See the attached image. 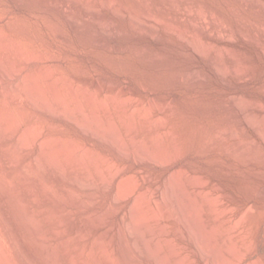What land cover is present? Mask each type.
I'll return each mask as SVG.
<instances>
[{"label":"rangeland","instance_id":"rangeland-1","mask_svg":"<svg viewBox=\"0 0 264 264\" xmlns=\"http://www.w3.org/2000/svg\"><path fill=\"white\" fill-rule=\"evenodd\" d=\"M59 1L60 0H0V18L7 17V20L5 18L0 20V57L6 63H10V61L13 62L15 67L20 71L19 75L8 78L3 77L0 74V126L1 128L3 127V129H5V127L12 128L13 126V128L17 130L18 135L27 136L29 139L28 141L26 137L28 148L25 151L27 152H22L20 150L21 153L20 151L16 152L18 151L16 138L0 142V154L2 155V160L0 161L2 162L0 163V207H5L7 213H5L6 217L4 219L0 217V264H26V259L33 252L41 258L42 263L39 264H113V262L114 264H126L122 256L120 257L121 254H119L120 244L118 243L120 242L118 241V228H121L122 225L120 218L122 219V216L129 211L131 203L133 202L132 198L125 199L121 205L123 207L118 212L112 210L111 213H113V216L111 213H109L111 216L102 215L103 221H101V219L100 224H98L97 217L101 214L103 205L109 201L110 193L107 191H104L103 193L99 192L101 195H96V198L94 196H92L93 198L91 196H88L87 198V196L81 195L80 197L82 200L89 201V205L86 206V204H83L81 206V203L79 202H77L79 204L75 205L76 202L70 200L73 203L72 205L70 204L71 202L67 200L68 197L65 195L61 183L56 180L54 181L52 178V181L48 180L46 177L49 172L48 168H46L47 166L44 167L45 164L43 163V165L41 163L39 169L35 167V170L34 163L37 159V155H40L39 152H41V149L44 147L45 152L49 150L50 153L54 152V155L55 153L58 155L59 159H57L60 162L62 160V167L66 170V176L70 178L74 177L78 172L84 171L85 173L88 171L91 172L93 176L94 174L97 175L99 172L97 169L99 168L102 176L105 175L110 178L116 170L121 168L130 169L134 164L130 160L120 157L114 148L101 143L98 139L93 138L90 135L84 134L75 123L66 120H56L51 116L35 111V107L29 100H27L31 93L25 89L16 90L15 92L13 84L19 82L22 85H28L30 82L29 86L32 88L34 87L33 90H37L34 96H36V98L37 96L38 98L40 97L41 100L52 105L54 108L67 107L69 110H73V107L75 106L74 109L76 110V108H79V105H81V108L84 107V113L86 112L87 116H94L97 113L95 117L97 116L96 118L100 123H108L110 117V122L115 119L112 123L116 122V124H118V127H120L118 131L121 132V136L124 137L126 141H128V139L130 140L132 136H135L134 138L138 140V142L141 140V143H144V140L146 141V145L151 149H154L151 145V138L152 136L154 137V134H157L158 136L156 135L155 138L158 137L157 139L159 141H164L161 144V147L157 146L159 151L162 152V150L166 151V149H168L166 154L163 153L165 151L162 152L163 154L160 153L162 154L161 159L163 158L164 160L162 161L160 159L161 162L159 165H145L141 168L143 171L141 170L137 173L138 175L135 174L133 176V181L131 178V180L127 182L131 185L132 183L130 181L133 183L137 181L135 182L137 184H132V187H139L143 183V173L148 172L152 176V185L146 194L148 196L144 197L145 200L142 196L140 197L141 202L143 200L142 204L138 199L140 206L138 205L139 203L137 205L140 209L142 207V213H144L145 211L143 212V210L146 209L148 211L153 210L161 213L158 204H156L157 201L155 200V196L154 194L152 196L151 192L153 191L152 187L154 185L165 186L164 182L168 176H175L174 178L186 187V190L190 192L189 194H192L191 192H193L192 196H199L201 203L203 202L202 199H204V197H202L203 193L206 192V190L209 193H211L212 190L216 193V188H218L216 185L219 186L220 184L227 188L226 190L229 194H232L233 196L235 195L236 199L241 201L242 194L239 185L240 179L238 180L239 177L235 171V169L238 171V167L235 169L231 167L234 162H236V166L240 164L242 159L240 157L241 155H238L240 152L237 150L238 153L235 155L233 150L234 152L236 151L232 143H227L224 139L220 140V143L218 140L221 138L217 140L218 133L215 134V132L222 129L223 125L226 127L224 128L225 132V129L232 126L231 123H233L234 129H237L241 124V118L244 116L245 120L248 119L249 122L252 121L253 123L247 122V124L245 122V124H242L244 128L241 126L244 130H242V128L237 129L238 131H243L242 137L240 136L241 134H238L239 138H241L240 140H244L243 138L245 135L247 137L251 135L248 138L256 139L258 145L260 144L258 151L264 154V138L262 137L264 135V0H88L87 5L91 3L90 6L94 5L92 7L100 11H97L101 17L98 16V19H100L101 22L104 20V24L107 22V25H109V23L111 25L106 28L109 30L105 29V31H103L101 29L102 32L98 30L99 27L94 20L89 21L85 19L81 14V11H77L82 4L79 3L78 6V2H76L77 4L75 3V5L72 3V7L75 10L71 7V10L73 9L74 11H71L70 18L75 20L74 18L77 16L75 21H80V26L84 23V27L87 29L85 31L83 25L82 27L78 25L80 28L84 29V31L82 29H79L81 31H78L76 29L78 26L75 27V25H73L74 23L71 22L70 19L69 22L68 18L64 16V13L61 12L62 10L58 8L59 11L57 7L53 6L56 2L59 3ZM76 11L82 16L76 15L78 14ZM72 14L73 17H71ZM199 14L202 16V22H199L201 19ZM132 15L139 16L146 21L149 26H157L159 28L160 38L153 37L150 27L146 28L143 25L134 24ZM33 16L35 17L33 18ZM204 18H206V20ZM203 20L205 22H203ZM87 22L95 24L93 25L90 23L92 27H96H87L89 24H87ZM206 25L207 28H205ZM60 26H62L61 30H65V35L67 33L66 36L68 38L66 37L67 39L64 41L61 39L60 41L58 35H56L58 33L57 27L60 30ZM219 26L222 27L219 28ZM201 27L206 30L208 29V32L211 30L210 33L212 36L207 34V32L204 33L205 31L202 32L204 29ZM96 31H98L99 34H96ZM231 34H236V37L233 38L235 40L225 38L226 36H231ZM97 37L105 39L104 42L106 43L101 46L95 45L94 38ZM249 55L254 57L253 60H251ZM42 58H45V60L42 61ZM31 77L37 79L32 78V83L30 81ZM84 79L88 80L86 84L83 83ZM7 88L10 90L9 92ZM18 91H20V95L17 93ZM59 92H61V94ZM7 93L10 96L8 95L6 97L5 94L7 95ZM15 94H17L19 98L17 102L12 99ZM45 98L47 101H45ZM149 107L151 109L155 108V111L149 109ZM119 108L120 110H117ZM125 108L127 109L126 112L129 114L123 112L126 110ZM133 108H148V111L151 110L150 112L146 110L148 116L145 118L140 117L143 122L147 117L151 120H156V118L161 120L162 116L164 117L162 121H169V119L170 121L168 123L161 121L163 126L165 124L164 127H161L160 125L158 126L159 129H157L158 127L156 128L157 132L155 131V128L152 130L149 129L148 132L146 127L149 123V119L146 120L148 122H144L145 124L147 123L146 125L144 124L146 127H142L143 122H139L140 118H138V131H132L129 128L127 130L124 122L129 120L128 116ZM209 108H211V110ZM220 108L228 109H222L223 112L220 116ZM237 108H240V111H238ZM235 109L238 113H234V111H236ZM168 110L169 113L174 111V114L169 116ZM208 111H212V114ZM226 111L227 113H224ZM151 112L152 115L149 116ZM213 112H216L217 114H214L213 116ZM232 112L234 113L233 115ZM239 112L243 113L240 114ZM123 113L125 114L123 115ZM225 114L228 115L226 116ZM227 117L231 118L226 119ZM231 119H234V121L231 122ZM227 122H229L231 126H227L229 125ZM138 123L141 125H138ZM254 123H256V126H254ZM205 126L207 128L208 126L210 128L215 126L214 129H218L214 130L212 128L211 131H208L210 128L205 129ZM34 127L35 130L37 128L39 134L41 133L36 140L35 138L32 139L30 132H28V130L31 131L29 128ZM129 130L130 132H128ZM206 130L209 133L206 132ZM255 130H258V132ZM198 131L200 134H198ZM203 131H205L207 136H204L205 134L202 135ZM26 132H28L31 137ZM131 132H133V135ZM151 132H153V135ZM158 132L161 135L158 134ZM219 132L224 137L222 130ZM211 134L212 137H209ZM243 134L245 135L243 136ZM211 138H214L215 140L213 139L212 142H217V144H211L213 147L211 152L202 153L203 149H201V147L209 142ZM223 140L225 144H222ZM159 141L158 145H160ZM14 145L16 147H14ZM222 145L224 148H228V146L229 148H232V155L228 156L226 153L223 154L222 152H225V149L221 148L223 147ZM225 145L227 147H225ZM14 148L17 150H14ZM10 150L12 152L15 151L13 154L14 159L16 158L15 160L19 161L20 166L11 165L12 163L6 158V156H4L6 159L3 157L4 152ZM49 151L46 153H49ZM15 153L17 154V157H15ZM236 157H239V159ZM80 158L84 160L80 161ZM219 158L220 161H218ZM68 163L73 164L69 165ZM26 164L27 167L29 166L28 171L30 174L31 170L32 176L33 173L36 174L38 170H43L42 172H39L40 176L42 175L41 177L43 178L38 176V173L36 175L41 178L42 181H44V178H47L45 179L47 183L44 181L45 186L47 187V185H50L53 187H47V189H52L53 194L57 196L55 197L57 200L56 202L55 200L52 201V197L47 193L45 194L44 192L43 194V190L35 188L32 182L30 183L31 178L29 177H27L29 178V184L32 185L29 186L28 184V188L23 186L28 183V180H25L27 183L24 182L23 180L26 178L21 176V167L26 166ZM97 164H99V168H96ZM42 165L43 167L41 169ZM66 165L69 166L67 167ZM45 170H48L47 173ZM228 171L229 175L227 174ZM89 172L88 174H91ZM173 173H175V175ZM176 176L179 178H176ZM139 180L141 181V184L139 183ZM119 181L122 184L118 183ZM124 181L121 182L120 179H115L113 181V186L122 192L127 185H123L126 183V181ZM201 182L204 183L202 184ZM199 183L202 185L205 184L204 187ZM122 185L124 186V189L122 188ZM12 189L15 195H12L11 197L10 195L14 194ZM55 192H57V195ZM194 192H196L195 195ZM199 193L202 194L201 197ZM94 200H96V202H94ZM220 200L224 201L225 199L220 196ZM2 201L3 204H1ZM223 201H221L223 206L228 207L229 203L226 202L227 200ZM151 207H155L156 209ZM152 213L153 212H149L148 214L147 212V214L144 213V215L146 214V217L148 216L147 218H153V216H151ZM163 214H160V218L162 219V216H164L166 219V215ZM164 217L162 221L166 222ZM151 218L149 221H151V224L153 223L152 226L154 225V228L156 226L159 227V225H157L158 222H156V220L154 221V218ZM209 218L210 221L211 217ZM91 220L94 221L91 222ZM209 221L207 218V222ZM5 223H7V225L12 224L9 226L13 227H11L13 231L16 230L15 232L18 236L15 232L13 233L19 238L16 239V242L18 245L20 244V251L18 248L16 249L15 243H13L14 240L10 238L11 236L8 235L9 233L7 234L5 226H3ZM92 223H96L97 225ZM168 223L169 225H172H170V230H173L169 236L171 239L173 238L177 240L175 241L172 239L175 244H179L177 247L182 245V247H178V250L182 251V253L180 251V254L182 255L181 257L186 261V257L189 256L186 264L190 263L191 260L195 262H192L191 264H208L207 262L196 260L190 240H187L188 242L186 241V243L183 242V244H181L182 241L179 242L181 238L175 232L177 226L176 221L170 220ZM208 224H211V221ZM89 225L90 228L94 227L93 230L87 229L89 228ZM112 226L114 227L112 228ZM158 227H156L157 231ZM83 229L85 231L87 229V232L88 230L91 232H88L89 234H87ZM104 229L108 232L104 231ZM19 233L21 235H19ZM86 234L88 237L86 236L84 238L82 235ZM16 236L14 237L17 238ZM157 236L160 237L161 235L156 234V237L154 236L153 244L156 241L155 239H157ZM159 237L157 240H160L163 236ZM164 238L166 239L165 236L163 237V240H165ZM216 238L218 241L220 239L219 242H222L221 245L223 244V246H225L224 241H222L224 240V237L217 235ZM35 239L38 240L36 241ZM102 239L104 240V243L101 242L103 241ZM163 240L162 238L160 240L161 245L164 246V249L162 248L164 251H162V257H164L165 254H168L170 257L168 255L166 256H168V260L170 259V264L177 263L176 256H173L174 254L169 250L168 242L165 244V241ZM138 244L142 247L140 241ZM228 244H230L231 247L233 246L230 240H227V245ZM14 247L15 249H13ZM26 249H29V253ZM47 253H49L50 256L49 254L47 255ZM71 254H73V256ZM25 255L28 256L26 257ZM108 255L109 258H107ZM20 259L22 261L24 260L23 262L25 263ZM151 259L152 258H149V261L148 258L144 259L143 263L154 264L153 259Z\"/></svg>","mask_w":264,"mask_h":264},{"label":"bare ground","instance_id":"bare-ground-1","mask_svg":"<svg viewBox=\"0 0 264 264\" xmlns=\"http://www.w3.org/2000/svg\"><path fill=\"white\" fill-rule=\"evenodd\" d=\"M50 1V0H49ZM57 1V0H56ZM61 1V0H60ZM59 1V3L58 2H56V4H52L54 7H57V9L59 8L60 10H62L61 12H63L64 13V16L65 17H67L68 18V21H69V19H70V21L71 22H73L72 24L73 25H75V27L76 26H80V21H78L79 22V24H78V22L77 21H75L76 19H77V16L75 17V15H74V19L75 20H73L72 18H70V13H71V11L73 12L75 9L72 7V5L74 4L75 5V3L76 2H78V6H79V3L80 4H82L81 6H79V9H78V6H77V11H81V14L83 15V17L85 18V19H87V20H94L95 22H96V25H98V27H99V29L98 30H100L101 31V29L103 30V31H105V29L107 28V26H109L110 25V23H109V25H107V22H105V24H104V20H102V22H101V20L100 19H98L100 16V14H98V12H100V11H98V10H96L94 7H92V6H94V5H92V6H90L91 5V3H89V5H87L88 4V0H86V1H82V0H62L61 2ZM247 1V0H246ZM91 2V1H90ZM104 2V1H103ZM251 2V1H250ZM73 3V4H72ZM107 3V2H106ZM148 3V2H147ZM174 3V2H173ZM249 3V2H248ZM77 4V3H76ZM95 4V3H94ZM52 6V7H53ZM111 6V5H110ZM260 6V5H259ZM71 7L74 9H72L71 10ZM75 7V6H74ZM103 7V6H102ZM112 8V7H111ZM58 9V10H59ZM69 9H70V11H69ZM59 10V11H60ZM120 10V9H119ZM76 11V13H78ZM98 11V12H97ZM137 11V10H136ZM135 12V11H134ZM47 13V12H46ZM63 13H61V14H63ZM75 13V12H74ZM73 13V14H74ZM75 13V14H76ZM73 14H72V16L71 17H73ZM80 13H78V14H76V15H81ZM144 14V13H143ZM149 14V13H148ZM81 15V16H82ZM142 15V14H141ZM200 15V14H199ZM99 16V17H98ZM123 16V15H122ZM133 16V15H132ZM35 16H33V18H34ZM200 17H201V19L199 20V22H202V16L200 15ZM3 18H5V17H3ZM3 18H0V20H3ZM7 18V17H6ZM5 18V19H6ZM101 18V17H100ZM107 18V17H106ZM158 18V17H157ZM66 19V18H65ZM79 19H81V18H79ZM104 19V18H103ZM205 20H206V18H204ZM7 20V19H6ZM86 20V21H87ZM67 21V20H66ZM69 21V22H70ZM93 21V22H94ZM133 21H134V24H140V25H143V26H145L146 28L147 27H150L151 28V32H152V34H153V37L154 38H156V37H159L160 38V33H159V28L157 27V26H149V24L146 22V21H144L143 19H141L139 16H137V15H135V16H133ZM197 21H198V19H197ZM94 22V23H95ZM203 22H205L204 20H203ZM83 23V22H82ZM81 23V24H82ZM89 22H87V24H88ZM91 23V22H90ZM90 23L88 24V25H90ZM164 23V22H163ZM91 24H93V23H91ZM130 24H131V22H130ZM166 24V23H165ZM184 24V23H183ZM199 24V23H198ZM202 24V23H201ZM205 24V23H204ZM72 25V26H73ZM83 25V27H84V23L82 24ZM82 25L80 26V27H82ZM87 25V27H92V25H90V26H88ZM93 25H95V24H93ZM194 25H195V23H194ZM203 25V24H202ZM221 25V24H220ZM78 26V27H79ZM86 26V25H85ZM111 26V25H110ZM173 26V25H172ZM174 26H176V25H174ZM192 26V25H191ZM204 26V25H203ZM224 26V25H223ZM61 27L62 26H60V30H59V28L57 27V29H58V33L56 34V35H58V37H59V40L61 39L62 41H64V40H66L68 37L66 36L67 35V33H66V35H65V30L63 31V30H61ZM74 27V28H75ZM76 28L78 31H81V30H79V29H82L83 31H84V29L83 28ZM96 27V26H95ZM94 26L92 27V28H95ZM166 27V26H165ZM190 27V26H189ZM193 27V26H192ZM197 27H200V26H197ZM220 27H222V26H219V28ZM85 28V27H84ZM110 28V27H109ZM136 28V27H135ZM186 28V27H185ZM202 28V27H201ZM205 28H207V25H206V27ZM224 28V27H223ZM62 29H64V28H62ZM164 29V28H163ZM178 29V28H177ZM202 29H204V28H202ZM87 29L85 28V31H86ZM95 30V29H94ZM97 30V29H96ZM106 30H109V29H106ZM141 30V29H140ZM208 30V29H207ZM206 29H204L202 32H204V33H206L207 32V34H209V35H211L212 36V34L210 33L211 32V30H210V32H208ZM88 31H89V28H88ZM91 31V30H90ZM99 31V32H100ZM150 31V30H149ZM221 31H223V30H221ZM102 32V31H101ZM234 32V31H233ZM79 33H82V32H79ZM96 34L98 33V31H96L95 32ZM94 33V34H95ZM140 33V32H139ZM203 33V34H204ZM220 33V32H219ZM2 34V33H1ZM92 34V33H91ZM99 34V33H98ZM142 34V33H141ZM223 34V33H222ZM205 35V34H204ZM228 35V34H227ZM230 35V34H229ZM110 36V35H109ZM206 36V35H205ZM67 37V38H66ZM179 37V36H178ZM182 37V36H181ZM180 37V38H181ZM236 37V34H231V36H226L225 38H228L229 40H235V39H233V38H235ZM238 37V36H237ZM56 38H57V36H56ZM227 39V40H228ZM58 40V41H59ZM60 40V41H61ZM195 40H197V39H195ZM248 40V39H247ZM94 44L95 45H97V46H101V45H104V43H106V42H104L105 41V39H100V38H94ZM183 41V40H182ZM65 42H67V41H65ZM198 42V41H197ZM202 43V42H201ZM9 47V46H8ZM14 47H15V44H14ZM195 47V46H194ZM7 48V47H6ZM19 49V48H18ZM123 49V48H122ZM111 50V49H110ZM121 50V49H120ZM263 51V50H262ZM21 52V51H20ZM7 53V52H6ZM218 53V52H217ZM160 54V53H159ZM217 56V55H216ZM31 57V56H30ZM249 57H251V60H253V56L252 55H249ZM34 58V57H33ZM38 58V57H37ZM36 59V58H35ZM48 59V58H47ZM217 59V58H216ZM9 60H11V59H9ZM21 60V59H20ZM42 61H44L45 60V58H42L41 59ZM50 60V59H49ZM59 60V59H58ZM16 64V63H15ZM221 66V65H220ZM213 67H215V66H213ZM23 68V67H22ZM220 68V67H219ZM43 71V70H42ZM45 71V70H44ZM225 71V70H224ZM239 72V71H238ZM240 73V72H239ZM0 74L3 76V77H6V78H8V77H12V76H17V75H19L20 74V71L18 70V68H16L15 67V65H14V63L13 62H11L10 61V63L8 62V63H6L1 57H0ZM197 74V73H196ZM26 75V74H25ZM242 75V74H241ZM31 76V75H30ZM42 76V75H41ZM48 76V75H47ZM52 76V75H51ZM240 76V75H239ZM35 77H36V74H35ZM35 77H31L30 79V81L32 82V78L34 79ZM38 77V76H37ZM45 77V76H44ZM188 77V76H187ZM186 77V78H187ZM198 77V76H197ZM43 78V77H42ZM178 78H181V77H178ZM199 78V77H198ZM224 78V77H223ZM22 79V78H21ZM20 79V80H21ZM35 79H37V78H35ZM47 79V78H46ZM246 79V78H245ZM244 79V80H245ZM75 80V79H74ZM87 79H84L83 80V83L84 84H86L87 83ZM94 81V80H93ZM186 81V80H185ZM225 81V80H224ZM22 82V81H21ZM70 82V81H69ZM33 83V82H32ZM51 83V82H50ZM93 83V82H92ZM25 84V83H24ZM29 84H30V82H29ZM29 84L28 85H22L21 83H19V82H16L15 84H13V88L15 89V92H16V90H22V89H25V90H27L29 93H31V94H29V99L27 98V100H29L30 101V103L35 107L34 109H35V111H37V112H39V113H43L44 115H47V116H51V117H53L54 119H56V120H66V121H71V122H73V123H75L77 126H78V128L84 133V134H86V135H90V136H92L93 138H96V139H98L101 143H104V144H107V145H109L110 147H112V148H114L115 150H116V152L118 153V155L120 156V157H122V158H126V159H128V160H130L134 165L130 168V169H125V168H121V169H118V170H116L115 172H113V174L111 175V177L110 178H108L107 176H102L101 175V170H99L100 168H99V164H97V167L96 168H99V169H97L99 172H98V174L97 175H95L94 174V176H93V174L91 173V172H89V173H91V174H88V172L87 173H85V171L84 172H76L77 174L74 176V177H68V176H66V170L65 169H63V167H62V165H63V162H62V160H61V162L58 160L59 159V157H58V155L55 153V155L52 153H50V151L49 150H47L46 152H48L49 151V153H46L45 151H44V147L41 149V152H39L40 153V155L38 156L37 155V159H36V161H35V163H34V161H33V163H34V168L36 167V168H38L39 169V167H40V164L42 163H44L45 164V166L44 167H46V168H48V170H49V172L47 173V171H46V173H47V175H46V177L48 178V180H51V178L52 179H54V181L56 180L57 182H60L61 183V185H62V188L64 189V191H65V195L68 197V199L67 200H69V202H76V204L75 205H77V204H79V203H81V206L84 204H86V206H88L89 205V201H87V200H82V198L80 197L81 195H83V196H87V198H88V196H94L95 198H96V195H98V196H100L101 194H99V192H101V193H103L104 191L106 192H108V193H110L109 195H110V197H109V201L107 202V203H105L104 205H103V207H102V212H101V214L97 217V221L99 222L98 224H100V220L102 219V215H110L111 216V214H112V216H113V213H111V211L112 210H115V211H119V210H121V208L123 207V206H121L122 205V203H123V201L125 200V199H127V198H132V200H133V202L131 203V206H130V208H129V211L127 212V213H125L123 216H122V219L120 218V221H122V225H121V228H118V233H119V242L120 243H118V244H120V253L119 254H121L120 255V257L122 256V258L124 259V262L126 263V264H144L143 262H144V259H147L148 258V261H149V258H152L153 259V262H154V264H170V262L171 261H169L168 260V254H165V256L166 255H168V256H164V257H162L163 255H162V251H163V245H161V238H162V240H163V237L165 236L166 237V239L165 240H163V241H165V244H166V242H168V246H169V250H171L172 252V254H174L173 256H176V259H177V263L175 262V264H186V261L188 260V258H189V256H187L186 258H187V260L185 261V260H183L184 258H182L181 256V254H180V251L181 250H178V247H177V245H179V244H175L174 243V241L173 240H175V241H177L176 239H171V237L169 236V234L170 233H172V231L170 230V225H169V223H168V221H170V220H173V221H176V224H177V226H176V233L178 234V236L181 238V240H179V242L180 241H182L181 242V244H183V242H185L186 243V241L187 240H190L191 241V244H192V250H193V253H194V255H195V257H196V260L197 261H200V262H207L208 264H264V154L263 153H260L258 150H259V148H260V144L258 145V143L256 142V139H252V138H248L249 136H251V135H249L248 137L245 135V134H247V133H245V134H243V136H244V140H240L241 138H239V135L242 137V130H244L243 128H244V126H242V124H245V122L247 123H253L252 121L251 122H249V120L248 119H246L245 120V118H244V116L240 119L241 120V124H240V126L238 127V128H242V130L241 129H239V130H241V131H238L237 129V126L239 125H237L236 126V128L237 129H234V127H233V123H231L232 124V126L229 124V122H227L229 125H227V126H231L230 128L228 127L227 129H225V132H224V128H226V127H224V125H223V128L222 129H219V131L220 130H222V132H223V134H224V137L220 134V132L218 131V132H215V134L216 133H218V134H220V135H218L217 134V140L219 139V138H221V139H219L218 141H220V140H222V139H224L227 143H229V142H231L232 143V145L234 146V149H235V151L236 152H234V150H233V153H235V155H236V153H238V151L240 152L238 155H241L240 157L242 158H240L241 159V162H240V164L238 165V163H237V165L238 166H236L235 165V163L236 162H234V164H232V166L231 167H233L234 169L235 168H237L238 167V171L235 169V171L237 172V174H238V180L240 179V191H241V194H242V199H241V201H239V200H237L236 199V196L234 195H232V194H229L228 193V191L226 190L227 188H225L223 185H216V187H218V188H214L215 190H216V193L212 190L211 191V193H213V194H211V193H209V192H207V190H206V192H202L203 193V196L202 197H204V199H202L203 200V202H204V204H203V202L201 203V201L199 200V196L197 197V195H195L196 194V192H194V195L195 196H192V194H193V192H191L192 194H189L190 192H188L187 190H186V187H184L179 181H177V179H175L174 177L175 176H173V177H171V176H168L167 178H166V181L164 182L165 183V186H163V185H154L152 188H153V193L151 192V194H152V196H153V194H154V196H155V200L158 202H156V204H158V206H156V207H158L159 208V210L161 211V213L163 214V215H166V219H165V217L164 216H162V219H163V217H164V219L166 220V222H163L162 221V219L160 218V214L158 213V212H156V211H153L152 209V211H148L147 209V211L146 210H143V212L144 213H146L147 214V212H148V214H149V212L151 213V212H153L152 213V215L151 216H153V218H151V219H153L154 221L156 220V222H158L157 223V225H159V227L158 226H156V227H158V231H157V228L155 227L154 228V225L152 226V224L150 223L151 221H149L150 220V218H147L146 217V214L144 215V213H142L141 212V209H142V207H141V209L138 207V205L140 206V203L142 204V202H143V200H142V202H141V200H140V197L142 196V198L145 200V196H148V195H146L147 193H148V190L150 189V186L152 185V176H151V174L150 173H148V172H145V173H143V183L141 184V181L139 182L141 185L139 186V183H138V186L139 187H136V186H133L132 187V184L133 185H136L137 183H135V182H137V181H135L134 183L132 182L133 181V176L135 175V174H137V173H139L141 170L143 171V169H141V168H143L145 165H147V164H157V165H159V163L161 162V160L163 161L164 159L162 158L161 159V155L164 153V154H166V151H168V149H166V151L165 150H162V152L163 151H165V152H161V151H159V148L157 147V146H160L161 147V144L164 142H161V141H159L157 138H155V136L157 135H155L154 134V137L152 136V140H151V145L154 147V149H151L148 145H146V141H144L143 140V142L145 143H141V140H140V142H138V140H136L133 136L130 138V140L128 139V141H126L125 140V138L124 137H122L121 136V132L120 131H118L119 130V128L120 127H118V124H116V122L115 123H112V122H114L115 121V119H114V121H112V122H110L111 121V117L108 119L109 120V122L108 123H106V122H104V123H100V121L99 120H97V116L95 117V115L97 114L96 113V111H95V115L94 114H92V115H94V116H87L86 115V112L84 113V107L83 108H81L82 106L81 105H79V108H76V110L74 109V107H73V110H69V108H54L52 105H50V104H48V103H46V102H44L43 100H41L40 99V97L38 98V96H37V98H36V96H34V94L36 93V91L37 90H33V88L31 87V86H29ZM71 84V83H70ZM227 84V83H226ZM11 85V84H10ZM41 85V84H40ZM51 85V84H50ZM118 85V84H117ZM46 86V85H45ZM49 86V85H48ZM66 87V86H65ZM81 87V86H80ZM116 87V86H115ZM123 87V86H122ZM9 88V87H8ZM8 88H7V90H8ZM54 88V87H53ZM56 88V87H55ZM69 88V87H68ZM71 88V87H70ZM88 88V87H87ZM10 89V88H9ZM40 89V88H39ZM50 89V88H49ZM114 89V88H113ZM119 89V88H118ZM4 90V89H3ZM2 91V90H1ZM10 90H8V92H9ZM39 91V90H38ZM19 92L20 91H18L17 93L19 94ZM27 92V93H28ZM102 92V91H101ZM119 92V91H118ZM41 93V92H40ZM46 93V92H45ZM56 93V92H55ZM60 94H61V92H59ZM58 93V94H59ZM74 93H75V91H74ZM84 93V92H83ZM127 93V92H126ZM4 94V93H3ZM12 94V93H11ZM25 94V93H24ZM73 94V93H72ZM76 94V93H75ZM111 94V93H110ZM9 94L7 93V95L5 94V96L7 97ZM20 95V94H19ZM37 95V94H36ZM43 95V94H42ZM94 95V94H93ZM10 96V95H9ZM41 96V95H40ZM4 97V96H3ZM53 97V96H52ZM107 98H109V97H107ZM129 98V97H128ZM12 99L14 100V101H18V96H17V94H15L13 97H12ZM54 99V98H53ZM60 99H62V98H60ZM64 100V99H63ZM62 100V101H63ZM76 100V99H75ZM112 100V99H111ZM119 100V99H118ZM128 100V99H127ZM152 100V99H151ZM1 101H3V100H1ZM7 101H9V100H7ZM45 101H47L46 100V98H45ZM61 101V100H60ZM4 102H5V100H4ZM49 102H51V101H49ZM77 102V101H76ZM94 102V101H93ZM115 102V101H114ZM158 102V101H157ZM156 102V103H157ZM9 103V102H8ZM99 103V102H98ZM124 103H126V102H124ZM60 104V103H59ZM101 104V103H100ZM150 104V103H149ZM117 105V104H116ZM151 105V104H150ZM2 106V105H1ZM32 106V107H33ZM59 106V105H58ZM67 106V105H66ZM78 106V105H77ZM92 106V105H91ZM102 106V105H101ZM106 106V105H105ZM152 106V105H151ZM156 106V105H155ZM6 107V106H5ZM56 107V106H55ZM64 107V106H63ZM106 108V107H105ZM105 108H103V109H105ZM1 109V108H0ZM71 109V108H70ZM126 109V108H125ZM124 109V110H125ZM141 109H143V110H141ZM149 109H151L150 107H149ZM154 111H155V108H152ZM151 109V110H152ZM166 109H168V108H166ZM173 109V108H172ZM207 109V108H206ZM210 110H211V108H209ZM208 109V110H209ZM214 109V108H213ZM212 109V110H213ZM222 109H225V108H220V110H221V113H220V116H221V114H222V112H223V110ZM228 108H226L225 110H227ZM234 109V108H233ZM238 109V108H237ZM240 109V108H239ZM238 109V111H240ZM8 110V109H7ZM117 110H120V108L119 109H117ZM133 110V111H132ZM146 110L148 111V108H146V109H144V108H133V109H131V113H130V115L128 116V118H129V120H127L126 122H124L125 124H126V126L125 127H127L126 129L128 130V128L130 129V130H134V131H138V128H137V119L138 118H145L146 116H148V112H150V111H148L147 113H146ZM169 110H170V108H169ZM169 110H168V113H169ZM218 110H219V108H218ZM224 110V111H225ZM236 110V109H235ZM242 110V109H241ZM109 111V110H108ZM127 111V109L125 110V111H123V112H126ZM165 111V110H164ZM172 111V110H171ZM1 112V111H0ZM107 112V111H106ZM174 112V111H173ZM169 113V116H172L171 114H174V113ZM209 113H211L212 114V111L210 112V111H208ZM219 112V111H218ZM235 112H237V110L236 111H234V113ZM118 113H119V111H118ZM126 113H128V112H126ZM224 113H227V111L226 112H224ZM233 112H232V115L234 114ZM238 113V112H237ZM236 113V114H237ZM240 113V112H239ZM243 113V112H242ZM242 113H240V114H242ZM248 113V112H247ZM6 114V113H5ZM34 114V113H33ZM125 113H123V115H124ZM129 114V113H128ZM214 114H217L216 112L214 113L213 112V116H214ZM219 114V113H218ZM235 114V115H236ZM249 114V113H248ZM255 114V113H254ZM7 115V114H6ZM10 115V114H9ZM120 115H121V113H120ZM152 115V112H151V114H149V116H151ZM226 116L228 115V114H225ZM225 115H224V119H225ZM234 115V116H235ZM110 116V115H109ZM127 116V115H126ZM219 116V115H218ZM230 116H231V113H230ZM234 116H232V117H234ZM121 117V116H120ZM246 117V116H245ZM251 117V116H250ZM141 118L139 119V122L141 121ZM231 118V117H230ZM230 118H226V119H230ZM235 118V117H234ZM244 118V119H243ZM37 119V118H36ZM101 119V118H100ZM113 119V118H112ZM149 118L147 117V119L146 120H148ZM162 119H164V117L162 116V118H161V120L160 119H157L156 118V120H151V119H149V123H148V125H147V127L146 126H144V122L146 121L145 119H144V122L143 121H141V123L143 124L142 125V127L144 126V127H146V129L148 130V132H149V129L150 130H152V129H154L155 128V131L157 132V130H156V128L158 127V126H160L161 125V127H164L165 126V124H164V126L162 125V123H161V121H162ZM102 120V119H101ZM151 120V121H150ZM165 120H166V117H165ZM232 120V119H231ZM239 120V121H240ZM129 121V122H128ZM169 121H170V119H169ZM169 121H162V122H166V123H168ZM227 121V120H226ZM226 121H224V122H226ZM230 121V120H229ZM234 121V119L231 121V122H233ZM8 122V121H7ZM128 122V123H127ZM146 122H148V121H146ZM6 123V122H5ZM20 123V122H19ZM123 123V124H124ZM247 123V124H248ZM257 123V122H256ZM256 123H254V126H256L255 124ZM115 124V125H114ZM122 124V125H123ZM124 124V125H125ZM140 123H138V125H139ZM147 124V123H146ZM145 124V125H146ZM141 125V124H140ZM48 126H50V125H48ZM54 126H55V124H54ZM242 126V127H241ZM249 126H250V124H249ZM254 126L252 125V127L254 128ZM33 127V126H32ZM56 127V126H55ZM117 127V128H116ZM139 127V126H138ZM206 127V126H205ZM204 127V128H205ZM215 127V126H214ZM214 127H212L213 129H214ZM54 128V127H53ZM123 128H124V126H123ZM208 128H210L209 126H208ZM207 127L205 128V129H208ZM212 128H210V129H208V131L210 130L211 131V129ZM220 128V127H219ZM29 129H31V131L30 130H28V132H30V135L32 136V139H34L35 138V140L39 137V135L41 134H39V132L37 131V128H36V130H35V127L34 128H29ZM122 129V128H121ZM120 129V130H121ZM137 129V130H136ZM157 129H159V127L157 128ZM215 129H218V128H215ZM214 129V130H215ZM256 129V128H255ZM130 130L128 131V132H130ZM145 130V129H144ZM38 133H37V132ZM159 131V130H158ZM207 130H206V132H208ZM217 131V130H216ZM255 131H257L258 132V130H255ZM28 132H26V133H28ZM154 132V131H153ZM153 132H151L152 133V135H153ZM197 132V131H196ZM204 132V133H203ZM202 132V135H204V136H207V134L205 133V131H203ZM221 132V133H222ZM133 132H131V134H132ZM136 133V132H135ZM155 133V132H154ZM209 133V132H208ZM212 133V132H211ZM264 133V132H263ZM21 134V133H20ZM158 134H160L159 132H158ZM198 134H200L199 133V131H198ZM213 134V133H212ZM212 134H211V136H209V137H212ZM239 134V135H238ZM262 134V133H261ZM27 135V134H26ZM28 135H29V133H28ZM29 135V136H30ZM133 135V134H132ZM161 135V134H160ZM159 135V136H160ZM248 135V134H247ZM30 136V137H31ZM158 136V135H157ZM204 136H202V137H204ZM221 136V137H220ZM26 137L27 136H24V135H18V133H17V130L16 129H14L13 128V126H12V128H10V127H8V128H6L5 127V129H3V127L1 128V126H0V142H5L6 140H8V139H12V138H16L17 140H16V142H17V148H18V151H16V152H19L20 150L22 151V152H27V151H25L28 147H27V141H26ZM29 137V138H30ZM162 137V136H161ZM161 137H159V138H161ZM175 137V136H174ZM223 137V138H222ZM246 137V138H245ZM261 137V136H260ZM263 138H264V135L262 136ZM163 138V137H162ZM161 138V139H162ZM255 138V137H254ZM257 138V137H256ZM214 139V138H213ZM212 138H211V142L209 141V142H207V143H205V145L204 146H202L201 147V149H203V152L202 153H209V152H211L212 151V145L211 144H213V143H215V142H212V140H213ZM27 140L29 141V139H28V137H27ZM51 140V139H50ZM207 140V139H206ZM206 140H204V141H206ZM215 140V139H214ZM224 140H223V142H224ZM42 141V140H41ZM46 141V140H45ZM48 141V140H47ZM158 141H159V144L160 145H158ZM203 141V142H204ZM43 142V141H42ZM53 142V141H52ZM69 142H71V141H69ZM73 142V141H72ZM161 142V143H160ZM202 142V143H203ZM222 142V144H225V142L223 143ZM264 142V141H263ZM41 143V142H40ZM220 143H221V141H220ZM46 144V143H45ZM72 144V143H71ZM217 144V142L215 143V145ZM47 145V144H46ZM45 145V146H46ZM214 145V144H213ZM15 145H14V147H16ZM41 146V145H40ZM42 146H43V144H42ZM151 146V147H152ZM223 146V145H222ZM231 146V145H230ZM30 147H32V146H30ZM47 147V146H46ZM49 147V146H48ZM225 147H227L226 145H225ZM232 147V146H231ZM259 147V148H258ZM9 148V147H8ZM50 148V147H49ZM221 148H224V146L223 147H221ZM221 148H220V150H221ZM16 148H14V150H15ZM57 149V148H56ZM63 149V148H62ZM72 149V148H71ZM163 149V148H162ZM225 150V152H222L223 154L224 153H226L228 156H230V155H232L231 154V152H232V148H229V146H228V148H224ZM17 150V149H16ZM46 150V149H45ZM54 150V149H53ZM86 150V149H85ZM88 150V149H87ZM179 150V149H178ZM238 150V151H237ZM11 151V150H10ZM6 151V152H4V155H3V157L4 156H6V158L12 163L11 165H15V166H20V163H19V161L18 160H15L14 159V152L15 151ZM21 151H20V153H21ZM62 151V150H61ZM77 151V150H76ZM202 151V150H201ZM219 151V150H218ZM57 152V151H56ZM87 152V151H86ZM180 152V151H179ZM31 153V152H30ZM57 153H59V152H57ZM66 153V152H65ZM85 153V152H84ZM160 153H162V154H160ZM169 153V152H168ZM202 153H200V154H202ZM222 153H220V154H222ZM16 154V153H15ZM60 154V153H59ZM68 154V153H67ZM66 154V155H67ZM170 154V153H169ZM178 154V153H177ZM24 155V154H23ZM29 155V154H28ZM57 155V156H56ZM82 155V154H81ZM80 155V156H81ZM92 155V154H91ZM2 155L0 154V161L2 160V157H1ZM69 156H70V154H69ZM164 156V155H163ZM15 157H17V154H16V156ZM178 157V156H177ZM180 157V156H179ZM5 158V157H4ZM5 158V159H6ZM23 158V157H22ZM58 158V159H57ZM67 158V157H66ZM65 158V159H66ZM76 158H77V156H76ZM82 158V157H81ZM80 158V159H81ZM166 158V157H165ZM236 158H238L239 159V157H236ZM19 159V158H18ZM67 159H69V158H67ZM66 159V160H67ZM92 159V158H91ZM90 159V160H91ZM161 159V160H160ZM166 159H168V158H166ZM172 159V158H171ZM215 160H217L216 158H214ZM74 160H75V158H74ZM82 160H84V159H81L80 161H82ZM174 160H176V159H174ZM214 160V161H215ZM76 162H77V160H75ZM79 161V162H80ZM218 161H220V158L218 159ZM232 161V160H231ZM237 161V160H236ZM240 161V160H239ZM238 161V162H239ZM69 162H71V161H69ZM95 162H97V161H95ZM104 162V161H103ZM166 162H168V161H166ZM173 162V161H172ZM0 163H2V162H0ZM67 163V162H66ZM81 163H83V162H81ZM43 164V165H44ZM69 164V163H68ZM71 164H73V163H70L69 165H71ZM79 164V163H78ZM84 164V163H83ZM82 164V165H83ZM116 164V163H115ZM169 164V163H168ZM168 164H166V165H168ZM30 165H31V163H30ZM43 165L41 166V169H42V167H43ZM65 165V164H64ZM68 165V166H69ZM82 165H81V167H82ZM87 165V164H86ZM113 165H114V163H113ZM8 166V165H7ZM67 166V165H66ZM67 166V167H68ZM29 167V166H28ZM28 167H27V164H26V166H22L21 167V173H22V175H21V173H20V175L21 176H23L24 178H26V179H24L23 181L24 182H26L29 178H31L30 179V183L32 182V184L35 186V188H37V189H40V190H43V194H44V192H45V194L47 193L50 197H52L51 199H52V201L53 200H55V202L57 201L56 199H55V197H57V196H55L54 194H53V192H52V189H47V187H50V188H53V187H51L50 185L48 186L47 185V187L45 186V183H47L46 181H45V179H47V178H44L43 180L45 181V183H44V181H42L41 180V178H43V177H41L40 176V174H39V172L41 171H39L38 169V171L36 172V174L38 173V176H40L41 178H39L35 173H33V176L31 175V170H30V174H29V171H28ZM36 168H35V170H36ZM73 168V167H72ZM77 168H78V166H77ZM85 168H86V166H85ZM44 169V168H43ZM71 169V168H70ZM64 170H65V172H64ZM73 170V169H72ZM89 170V169H88ZM6 171V170H5ZM43 171V170H42ZM41 171V172H42ZM71 171V170H70ZM81 171V170H80ZM35 172V171H34ZM97 172V171H96ZM45 173V172H44ZM180 173V172H179ZM188 173V172H187ZM35 174V175H34ZM174 175H175V173H173ZM228 175H229V171H228V173H227ZM232 174V173H231ZM138 175V174H137ZM140 175V174H139ZM172 175V174H171ZM182 175H184V174H182ZM190 175V174H189ZM43 176H44V174H43ZM185 176V175H184ZM234 176V175H233ZM232 176V177H233ZM22 177V178H23ZM27 177H29V178H27ZM178 176H176V178H177ZM198 177V176H197ZM131 178H132V181H130L132 184L130 185L129 183H127V182H129V180H131ZM179 178V177H178ZM182 178V177H181ZM201 178V177H200ZM235 178V177H234ZM115 179H120L121 180V182H123L124 180L126 181V183L125 184H123L124 186L126 185V187H125V189H124V186L122 185V188L124 189V190H122V192L119 190V189H117V188H115L114 186H113V181L115 180ZM136 179V178H135ZM134 179V180H135ZM233 179V178H232ZM2 180H3V178H2ZM5 180V179H4ZM26 180V181H25ZM32 180V181H31ZM47 180V181H48ZM178 180H180V179H178ZM234 180V179H233ZM236 180V179H235ZM52 181V180H51ZM51 181H50V183H51ZM53 181V182H54ZM124 181V182H125ZM5 182V181H4ZM23 182V183H24ZM28 182V183H27ZM26 183H27V185L25 184V185H23V186H28V184H29V180L27 181ZM197 182H199V181H197ZM48 183H49V181H48ZM118 183H120V181L118 182ZM163 183V184H164ZM202 184L204 183V182H201ZM201 183H199L202 187H204V185H202ZM237 183V182H236ZM5 184V183H4ZM16 184V183H15ZM32 184H29V186L30 185H32ZM120 184H122V183H120ZM194 184V183H193ZM116 186H118V185H116ZM238 186V185H237ZM32 187V186H31ZM31 187H29V188H31ZM193 187V186H192ZM15 188V187H14ZM28 188V187H27ZM26 188V189H27ZM33 188V187H32ZM31 188V189H32ZM34 188V189H35ZM239 188V187H238ZM8 189V188H7ZM33 189V190H34ZM5 190V189H4ZM29 190V189H28ZM36 190V189H35ZM203 190V189H202ZM12 191H13V189H12ZM16 191V190H15ZM194 191V190H193ZM199 191H201V190H199ZM29 192V191H28ZM198 192V191H197ZM218 192V193H217ZM6 193V192H5ZM8 193V192H7ZM13 193H14V191H13ZM56 193V195H57V192H55ZM59 193V192H58ZM62 193V192H61ZM4 194V193H3ZM38 194V193H37ZM41 194V193H40ZM63 194V193H62ZM150 194V195H151ZM1 195V194H0ZM12 195H15V193L14 194H11L10 196L12 197ZM60 195V194H59ZM58 195V196H59ZM199 195H200V197H201V195L202 194H200L199 193ZM61 196V195H60ZM65 196V197H66ZM97 196V197H98ZM220 196L221 197H223V199H225V200H227L226 202L227 203H229V205H228V207H225V206H223V203L221 202V201H223V200H220ZM4 197V196H3ZM19 197V196H18ZM36 197V196H35ZM34 197V198H35ZM46 197V196H45ZM13 198H14V196H13ZM38 198V197H37ZM80 198H81V201H80ZM93 198V197H92ZM141 198V199H142ZM3 199V198H2ZM15 199V198H14ZM50 199V198H49ZM65 199V198H64ZM140 200V203L138 202L139 200ZM4 200V199H3ZM6 200H8V199H6ZM38 200V199H37ZM71 200V201H70ZM91 200V199H90ZM100 200V199H99ZM224 200V201H225ZM150 201V200H149ZM154 201V200H153ZM223 201V202H224ZM229 201V202H228ZM17 202V201H16ZM70 203V204H72L73 205V203ZM77 202H79V203H77ZM91 202H92V200H91ZM94 202H96V200H94ZM146 202V201H145ZM23 203V202H22ZM38 203V202H37ZM139 203V204H138ZM226 203V204H227ZM1 204H3V201L1 202ZM19 204V203H18ZM56 204V203H55ZM124 204H125V202H124ZM123 204V205H124ZM138 204V205H137ZM155 204V205H156ZM225 204V203H224ZM17 205V204H16ZM20 205V204H19ZM13 206V205H12ZM79 207V206H78ZM20 208V207H19ZM151 208H153V207H151ZM155 208V207H154ZM153 208V209H154ZM13 209V208H12ZM156 209V208H155ZM58 210V209H57ZM70 210V209H69ZM158 210V209H157ZM10 211H11V209H10ZM38 211H39V209H38ZM21 212V211H20ZM23 212H25V211H23ZM43 212V211H42ZM62 212V211H61ZM72 212V211H71ZM75 212H76V210H75ZM114 212V211H113ZM124 212H126V211H124ZM6 211H5V207L4 208H2V207H0V217L2 218V219H4L5 217H6ZM17 213V212H16ZM39 213V212H38ZM109 213H111V214H109ZM13 214V213H12ZM41 214V213H40ZM67 214V213H66ZM90 214V213H89ZM34 215V214H33ZM68 215H70V214H68ZM85 215H87V214H85ZM7 216H9V215H7ZM16 216V215H15ZM20 216V215H19ZM22 216V215H21ZM24 216H26V215H24ZM49 216H50V214H49ZM57 216V215H56ZM97 216V215H96ZM96 216H95V218H96ZM107 216H105V217H107ZM205 216V217H204ZM10 217V216H9ZM8 217V218H9ZM29 217H31V216H29ZM72 217H74V216H72ZM93 217V216H92ZM209 217H211V224H208L210 221H209ZM7 218V219H8ZM32 218H34V217H32ZM49 218V217H48ZM47 218V219H48ZM67 218V217H66ZM81 218V217H80ZM88 218V217H87ZM207 218H208V221L209 222H207ZM6 219V220H7ZM22 219V218H21ZM29 219V218H28ZM27 219V220H28ZM35 219V218H34ZM85 219V218H84ZM17 220V219H16ZM24 220V219H23ZM53 220V219H52ZM90 220V219H89ZM164 220V221H165ZM36 221V220H35ZM34 221V222H35ZM48 221V220H47ZM92 221H94V220H91V222ZM101 221H103V219L101 220ZM8 222V221H7ZM155 222V223H156ZM9 223V222H8ZM36 223V222H35ZM64 223H66V222H64ZM69 223V222H68ZM76 223V222H75ZM101 223H103V222H101ZM24 224H25V222H24ZM33 224V223H32ZM67 224V223H66ZM82 224V223H81ZM88 224H89V221H88ZM92 224H94V223H92ZM91 224V225H92ZM96 224V223H95ZM94 224V225H95ZM9 225H12V224H8L7 225V223H5V225H3V226H5V230L7 231V234L8 235H10L9 237L10 238H12L13 240H14V242L13 243H15V247H16V249L18 248V250L20 251V244L18 245L17 244V242H16V239H19L17 236H18V234L15 232V231H13L12 230V226H9ZM29 225V224H28ZM31 225V224H30ZM41 225V224H40ZM93 225V226H94ZM97 225V224H96ZM156 225V224H155ZM210 225V226H209ZM32 226V225H31ZM38 226V225H37ZM71 226V225H70ZM79 226V225H78ZM81 226V225H80ZM105 226V225H104ZM120 226V225H119ZM118 226V227H119ZM172 226V225H171ZM12 227V228H11ZM16 227V226H15ZM26 227V226H25ZM96 227V226H95ZM101 227H102V225H101ZM114 226H112V228H113ZM21 228V227H20ZM35 228V227H34ZM39 228V227H38ZM37 228V229H38ZM41 228V227H40ZM70 228V227H69ZM79 228V227H78ZM83 228V227H82ZM94 228V227H93ZM93 228L91 227L90 228V225H89V228H87V229H92L93 230ZM173 228V227H172ZM64 229V228H63ZM87 229H86V233L87 234H89L90 232H89V230H88V232H87ZM60 230V229H59ZM19 231V230H18ZM17 231V232H18ZM23 231V230H22ZM30 231V230H29ZM57 231V230H56ZM80 231H81V229H80ZM79 231V232H80ZM104 231H107V230H105L104 229ZM103 231V232H104ZM171 231V232H170ZM13 232H15L16 234H17V236H16V234L15 233H13ZM33 232H34V230H33ZM47 232V231H46ZM82 232V231H81ZM108 232V231H107ZM114 232V231H113ZM58 233V232H57ZM64 233V232H63ZM74 233H76V232H74ZM15 234V235H14ZM23 234V233H22ZM38 234V233H37ZM83 234V233H82ZM82 235V236H84V238L87 236L88 237V235ZM104 234H105V232H104ZM112 234V233H111ZM156 234L158 235H161V236H163V237H159V236H157V239H158V237L160 238V240H157V239H155L156 241L154 242V244H153V239H154V236L156 237ZM19 235H21L20 233H19ZM79 235H81V234H79ZM217 235H219V236H222V237H224L223 239L224 240H222V241H224V243H225V246H223V244L221 245V243L222 242H219L220 241V239H219V241L217 240ZM14 236H16L17 238H15ZM33 236H34V234H33ZM32 236V237H33ZM56 236H58V235H56ZM55 236V237H56ZM101 236V235H100ZM108 236V235H107ZM113 236V235H112ZM40 237V236H39ZM44 237V236H43ZM70 237H72V236H70ZM177 237V236H176ZM178 237V238H179ZM20 238H22V237H20ZM29 238V237H28ZM78 238V237H77ZM96 238V237H95ZM98 238V237H97ZM31 239V238H30ZM112 239H113V237H112ZM36 240V239H35ZM38 240V239H37ZM36 240V241H37ZM39 240H40V238H39ZM45 240V239H44ZM66 240V239H65ZM69 240V239H68ZM83 240V239H82ZM101 240V239H100ZM103 240V239H102ZM227 240H230L231 242H232V247L230 246V244H228L227 245ZM12 241V240H11ZM18 241V240H17ZM27 241V240H26ZM72 241V240H71ZM141 242V244H142V247H140L139 246V244H138V242ZM28 242V241H27ZM32 242V241H31ZM48 242V241H47ZM75 242V241H74ZM101 242H103L104 243V240L103 241H101ZM100 242V243H101ZM188 242V241H187ZM18 243H20V242H18ZM41 243V242H40ZM43 243V242H42ZM94 243V242H93ZM92 243V244H93ZM184 243V244H185ZM26 244V243H25ZM50 244V243H49ZM67 244V243H66ZM102 244V243H101ZM100 244V245H101ZM108 244V243H107ZM163 244V243H162ZM14 245V244H13ZM22 245H23V243H22ZM27 245V244H26ZM86 245V244H85ZM105 245V244H104ZM55 246V245H54ZM57 246V245H56ZM65 246V245H64ZM223 246V247H222ZM15 247L13 248V249H15ZM49 247V246H48ZM86 247V246H85ZM106 247V246H105ZM118 247V246H117ZM180 247H182V245H180ZM179 247V248H180ZM28 248V247H27ZM44 248V247H43ZM102 248V247H101ZM119 248V247H118ZM163 248V249H162ZM52 249V248H51ZM91 249H93V248H91ZM90 249V250H91ZM104 249V248H103ZM116 249V248H115ZM27 250V249H26ZM29 250V249H28ZM28 250H27V252H28ZM33 250V249H32ZM57 250V249H56ZM76 250V249H75ZM15 251V250H14ZM17 251V250H16ZM18 251V252H19ZM22 251V250H21ZM47 251V250H46ZM62 251V250H61ZM89 251V250H88ZM40 252V251H39ZM45 252V251H44ZM49 252V251H48ZM53 252V251H52ZM119 252V251H118ZM164 252V251H163ZM29 253V252H28ZM38 253V252H37ZM46 253V252H45ZM51 253V252H50ZM79 253V252H78ZM103 253V252H102ZM181 253H182V251H181ZM25 254V253H24ZM49 253H47V255H48ZM81 254V253H80ZM118 254V255H119ZM18 255V254H17ZM29 255V254H28ZM28 255H25L26 257L28 256ZM51 255H52V253H51ZM72 256H73V254H71ZM41 256V255H40ZM49 256H50V254H49ZM49 256H47V257H49ZM83 256V255H82ZM90 256V255H89ZM93 256V255H92ZM25 257V258H26ZM46 257V256H45ZM81 257V256H80ZM170 257V256H169ZM185 257V256H184ZM23 258H24V256H23ZM52 258V257H51ZM107 258H109V255H108V257ZM185 258V259H186ZM50 259V258H49ZM54 259V258H53ZM70 259H71V257H70ZM102 259V258H101ZM151 259V260H152ZM21 260V259H20ZM75 260V259H74ZM94 260V259H93ZM191 260V259H190ZM22 261V260H21ZM24 261V260H23ZM22 261V262H23ZM42 260H41V258L36 254V253H32V254H30V256L26 259V264H39V263H42L41 262ZM51 261V260H50ZM81 261V260H80ZM120 261V260H119ZM73 262V261H72ZM93 262V261H92ZM195 263L194 261H190V263H188V264H191V263ZM23 263H25V262H23ZM109 263V262H108ZM111 263V262H110ZM116 263V262H115ZM148 263V262H147ZM75 264V263H74ZM105 264V263H104ZM113 264H114V262H113ZM117 264V263H116ZM173 264V263H172Z\"/></svg>","mask_w":264,"mask_h":264}]
</instances>
